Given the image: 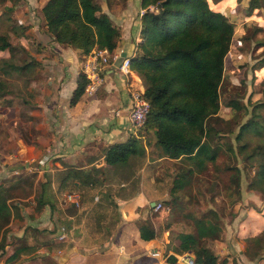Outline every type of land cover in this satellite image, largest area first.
Instances as JSON below:
<instances>
[{
    "label": "crops",
    "instance_id": "1",
    "mask_svg": "<svg viewBox=\"0 0 264 264\" xmlns=\"http://www.w3.org/2000/svg\"><path fill=\"white\" fill-rule=\"evenodd\" d=\"M27 1L39 13L47 0ZM97 1L101 12L120 25L121 37L110 54L114 58L99 71L100 86L89 96L82 92L72 105L69 101L76 78L82 74V63L93 50L83 55L78 49L51 41L43 31L39 33L32 20L41 22L32 16L35 11L10 12L12 21L23 27H13V37L22 39L19 44L26 45L25 50L37 61L38 68L31 82L35 106L27 108L26 117L34 123L29 131L35 133L32 138L15 139L12 151L0 152V194L6 195L9 211L7 223L0 229V243L4 245L0 249V264H156L157 259L149 251L175 253L180 234L198 236L218 264H264V256L250 258L245 252L247 239L264 230V205H260L258 194L240 187L238 200L229 208L223 200V196L231 194L228 174L226 187L210 193L212 196L203 199L205 191L197 189L198 178H209L208 170L219 158L217 152L213 160L205 161L203 170H198L192 159L163 156L151 130L132 135L127 122L129 90L143 88L131 69L129 75L123 76L113 62L121 52L124 58L134 55L140 41V0H124L122 6L111 8L104 0ZM207 2L212 10L226 16L233 27L225 55L232 56L230 69H235L234 62L242 58L238 48L244 34L233 37L235 20L243 27L240 31L249 25L259 27L264 25V9L248 14L246 0H230V5L223 0ZM230 6H235V12L243 11L242 15H228L226 10ZM253 45V51L261 50V54L250 67L254 77L264 82V64H259L264 57V41ZM232 75H228L231 83L235 82ZM222 78L223 69L221 81ZM228 102L224 104V109L228 108L226 114L234 110ZM246 107L247 103L240 110L250 116ZM1 109L5 113L10 110L8 105ZM218 112L219 108L215 116L204 122L207 135L203 141L210 153L214 149L229 151L228 144L215 139L222 136V131L214 128L222 121ZM17 119L14 115L10 120L5 114L2 120L14 126ZM130 137L137 139L138 153L129 155L124 162L105 164L102 150ZM90 166L98 170L93 185H80L68 173V168L87 170ZM176 179L179 182L174 183ZM21 187L28 188L26 196L16 195ZM157 204L159 207L155 208ZM143 224L154 231L159 225L167 228L160 238L144 241L139 235ZM17 249L18 257L6 262Z\"/></svg>",
    "mask_w": 264,
    "mask_h": 264
},
{
    "label": "trees",
    "instance_id": "2",
    "mask_svg": "<svg viewBox=\"0 0 264 264\" xmlns=\"http://www.w3.org/2000/svg\"><path fill=\"white\" fill-rule=\"evenodd\" d=\"M3 1H8L9 6L4 10L9 13L21 0H0V3ZM104 2L110 5L123 3L124 0ZM140 8L143 10L140 15V41L136 43L134 55L129 58V66L141 83L149 111L138 134L151 130L155 145L163 156L171 159L184 156L192 159L198 170H203L205 161L213 160L217 152L215 149L211 153L207 151L203 141L207 135L204 122L215 116L219 108L217 89L233 27L226 16L209 7L207 0H140ZM245 9L248 14L256 9H264V0H246ZM39 18L44 33L51 41L78 49L83 55L102 49L112 54L120 38L118 29L100 11L97 0H47L39 9ZM4 49L10 50L12 46L7 36L0 34V50ZM259 64H264V57ZM37 66V61L32 57L22 65H14L8 59L0 60V71L4 75L10 71L17 72L26 81L31 75L30 70ZM86 82L85 77L78 74L70 105L82 94ZM5 85V81L0 80L1 90L5 91ZM22 103L33 105L31 99ZM8 104L9 101L5 105ZM256 104L252 111L264 107V102ZM228 105L236 111L240 110V106L232 101ZM252 114L240 124L235 141L244 132L255 133L258 137L262 135L264 120L259 121L254 117L257 115ZM236 146V153L239 154L244 152L247 145ZM138 151L137 139L130 137L123 143L103 149L102 154L104 163L112 166L124 162L129 155ZM244 159L255 168L247 189L264 195V141L247 153ZM234 168L229 167L232 172L229 184L232 194L237 195L239 171ZM68 170L80 185L89 186L96 182L98 170L93 166L87 170ZM6 199V195L0 194V229L8 220ZM164 228L159 225L154 231L143 224L139 227L140 238L144 241L158 239ZM178 238L175 253L190 252L194 264H218L216 256L200 244L198 236L180 234ZM246 243L245 252L250 258L264 256V230L247 239ZM3 246L0 243V249ZM18 251L15 250L5 261L16 259Z\"/></svg>",
    "mask_w": 264,
    "mask_h": 264
},
{
    "label": "rangeland",
    "instance_id": "3",
    "mask_svg": "<svg viewBox=\"0 0 264 264\" xmlns=\"http://www.w3.org/2000/svg\"><path fill=\"white\" fill-rule=\"evenodd\" d=\"M230 0H223L227 5H230ZM98 2V1H97ZM8 1H3L0 3V34H4L7 36L8 42L11 44L12 49L7 50H0V60L1 59H8L11 63L14 65H22L25 61H27V58H31L28 50H25L26 45L23 47L21 46L22 39L17 36L14 38V31L13 27L17 28H22V25L18 24L15 21H12L10 16L13 14L10 12L8 13L4 9L7 7L5 5H8ZM123 3H113L110 5H106L108 8H111L114 5L117 6H122ZM212 6V5H211ZM235 7V6H234ZM233 7V8H234ZM231 6L229 7V9ZM231 8L229 10L227 8L226 12L228 15H242L243 11L235 12L233 11L234 9ZM22 9H27L30 12L33 13V17H38L39 18V13L38 10L34 7L29 6L27 0H23L22 2H19L16 4V6L13 8V11H21ZM26 10V11H27ZM142 10V9H141ZM101 11V8H100ZM143 12V10H142ZM142 12H138L139 15H141ZM234 12V13H233ZM31 15V14H30ZM32 16L28 17L32 18ZM30 18V19H31ZM29 19V20H30ZM40 19V18H39ZM241 19V18H240ZM33 22L37 23L38 26V31L44 32V26L42 22H38V20L33 19ZM41 21V20H40ZM119 31V35L121 37V29L119 24H114L112 21H110ZM234 35L233 37L237 39L238 35H241L239 33H244L242 35V43L240 44L241 46L238 48L239 52L242 54V58L240 60L235 61V69H230V63L232 61V56L230 54L227 56L225 55V59L223 60V78L222 81H220V84L217 89V93L219 96V112L218 114L221 116H218L220 119H222L221 122H218L216 124L215 129H218L222 131V136H215L212 135V140L213 137L215 136V139L221 140L223 144H228L230 148L229 151L223 150L219 151L217 150V153L219 155V158H217L215 164L211 165L209 168L210 176L209 178L205 179H200L198 183V191L203 189L205 191L203 199L205 196H209L210 193H213L217 191V189H222L226 187L227 184V178L226 175H230L232 172H230L229 167H236L234 169H237L239 171V188L244 187L247 189L246 185L249 183L251 178L254 175L255 168L251 166V164L246 161L245 155L253 150V148L258 145L260 142L264 141V121L262 122L263 124V132L260 137H258L255 133L252 132H244L240 139L238 141H235V135L238 132V126L240 123L239 121L243 122V120L247 119L248 117L251 116L252 112H254V115L256 114L257 116L256 119L258 118L259 121L264 120V107H257L252 111V108L254 105H257L256 103L264 101V82L260 81L259 77H254L252 73V67L250 65L255 63V58L258 57L261 54V50H254V45L255 42H262L264 41V25L259 24L258 26L254 25H249L244 27L241 31L238 30L240 28H243L242 25L239 23V20H235L234 23ZM40 28V30H39ZM260 28L261 30H257ZM240 31V32H239ZM21 35H23L22 32H20ZM42 35V34H41ZM24 36V35H23ZM25 38V36H24ZM29 37L27 36V40ZM21 40V41H20ZM120 41V38L118 42ZM117 42V44H118ZM234 43V42H233ZM39 47H41L39 45ZM237 51V49H235ZM259 53V54H258ZM232 55V54H231ZM251 65V66H252ZM38 68V67H36ZM36 68H32L31 75L29 76L28 80L26 81L25 77L19 75L17 72H11L8 73V75H4L2 71H0V80L5 81L6 85L4 88L5 91L0 89V152L1 151H12L13 146L12 143L14 142L15 139L25 138L27 139L28 136L32 138V135H34L35 132H30V128L33 129L34 123L29 122V120L26 119L28 117L27 111L29 108H34L35 102L33 101V96L34 92L32 91V85L31 82L34 80V72ZM233 71V72H232ZM233 74V80L235 82H230L228 79V75ZM242 75V76H241ZM246 75V77H245ZM249 75V77H248ZM242 77V78H241ZM240 79V80H239ZM236 80H239V83L236 82ZM26 98L28 101L31 99L33 102L32 106L24 105L22 103L23 99ZM247 99V102H246ZM10 102L8 104V107L10 110L7 111V113L4 112L3 109H1L3 106H5L6 102ZM234 102L236 105H246L247 107L246 110L248 112L250 111V116L245 115L242 110L236 111L232 110L230 111L229 114L224 113V111H228V108L224 109V104H227V102ZM252 106V107H251ZM14 108V109H12ZM28 108V109H27ZM6 114V117L9 118L10 120L15 116H18L17 122L13 126L11 123H8L9 121H4L2 120ZM253 115V114H252ZM227 117V118H224ZM236 119V120H235ZM215 123V120L213 121ZM215 126V125H214ZM243 143H246V148L244 149V152L241 153H235L236 151V145H241ZM235 145V146H234ZM227 152V153H225ZM2 153V152H1ZM0 153V155H2ZM222 153V154H221ZM235 154V155H234ZM235 156L238 158V163L237 160H235ZM235 164L238 165L235 166ZM1 166V162H0ZM229 170V171H226ZM203 181V182H202ZM229 189H230V184H228ZM232 190V189H230ZM253 191V190H252ZM28 188L27 187H21L20 189L16 190L15 193L17 196H26ZM230 192V191H229ZM228 192V193H229ZM258 194V198L261 200L260 205H264V195L261 193H258L257 191H254ZM217 193V192H216ZM218 194V193H217ZM256 194V195H257ZM212 196V195H210ZM202 197V196H201ZM199 200L201 198H198ZM224 203H228V207L230 208L233 202H235L237 199V196L235 194H231L228 197L223 196ZM225 206V210L227 211L228 207ZM194 208H199V207H194ZM174 212H170L169 214H173ZM230 210H228L227 214H230ZM177 215V214H176ZM171 217V216H170Z\"/></svg>",
    "mask_w": 264,
    "mask_h": 264
},
{
    "label": "built area",
    "instance_id": "4",
    "mask_svg": "<svg viewBox=\"0 0 264 264\" xmlns=\"http://www.w3.org/2000/svg\"><path fill=\"white\" fill-rule=\"evenodd\" d=\"M142 12V11H140ZM105 49L93 50L82 63L81 71L86 79V84L82 90L85 95L93 94L100 86L102 78L99 71L102 65L107 64L114 58ZM119 74L126 76L130 73L129 58H124L117 66ZM149 111V105L143 96V90L140 88H130L129 106L127 108V122L133 136L138 135L146 121ZM66 199L71 200L70 195ZM157 204L155 208H158ZM149 255L157 259L156 264H194L193 256L190 252L170 253L157 250L149 251Z\"/></svg>",
    "mask_w": 264,
    "mask_h": 264
},
{
    "label": "water",
    "instance_id": "5",
    "mask_svg": "<svg viewBox=\"0 0 264 264\" xmlns=\"http://www.w3.org/2000/svg\"><path fill=\"white\" fill-rule=\"evenodd\" d=\"M124 58V53L121 52L115 59H114V62H113V66L114 67H117L120 62L122 61V59Z\"/></svg>",
    "mask_w": 264,
    "mask_h": 264
}]
</instances>
